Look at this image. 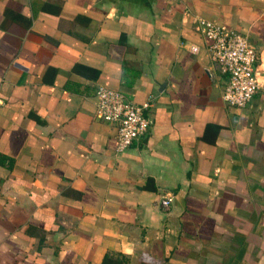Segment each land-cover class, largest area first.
<instances>
[{"label":"crops","instance_id":"crops-1","mask_svg":"<svg viewBox=\"0 0 264 264\" xmlns=\"http://www.w3.org/2000/svg\"><path fill=\"white\" fill-rule=\"evenodd\" d=\"M200 18L256 50L243 106ZM97 85L151 99L121 151ZM0 264H264V0H0Z\"/></svg>","mask_w":264,"mask_h":264},{"label":"built area","instance_id":"built-area-1","mask_svg":"<svg viewBox=\"0 0 264 264\" xmlns=\"http://www.w3.org/2000/svg\"><path fill=\"white\" fill-rule=\"evenodd\" d=\"M206 52L210 60L225 76L221 97L232 106H243L260 88L253 73L256 50L245 34L227 30L222 25L200 18ZM198 50L196 44L188 47ZM95 115L116 127V150L121 151L133 140L143 135L149 126L148 109L151 99L141 102L129 100L120 90L97 85L94 89ZM159 204L166 207L169 199L163 197Z\"/></svg>","mask_w":264,"mask_h":264}]
</instances>
